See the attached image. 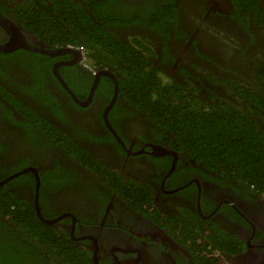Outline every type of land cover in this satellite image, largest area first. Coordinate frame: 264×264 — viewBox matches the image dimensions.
Wrapping results in <instances>:
<instances>
[{"label":"flooded vegetation","instance_id":"obj_1","mask_svg":"<svg viewBox=\"0 0 264 264\" xmlns=\"http://www.w3.org/2000/svg\"><path fill=\"white\" fill-rule=\"evenodd\" d=\"M109 1L0 0L25 45L0 52V198L87 264H264V195L195 161L155 100L131 95L156 81L157 96L247 110L228 85L257 87L264 0ZM72 3L123 47L86 50L85 66L78 46L54 44L73 33ZM49 247L0 215V264H68Z\"/></svg>","mask_w":264,"mask_h":264},{"label":"trees","instance_id":"obj_2","mask_svg":"<svg viewBox=\"0 0 264 264\" xmlns=\"http://www.w3.org/2000/svg\"><path fill=\"white\" fill-rule=\"evenodd\" d=\"M72 4L74 6L66 15L68 21L66 24L73 33L58 36L61 38H55L54 44H70L84 51L94 52L98 51V46L103 50L113 49L116 52L121 46L123 47L112 31L100 27L80 5ZM96 14L99 17L103 16L98 8ZM256 19L259 24L263 23L261 13H256ZM241 24L245 28L244 23ZM258 59L260 62L252 66L250 73L256 75L258 88L254 87L253 82V86L241 82L242 76L239 74L236 79H230L228 89L237 94V99L242 96L248 102L247 110L240 112H235L233 105L227 101L220 100L214 107L200 108L198 103L180 97L178 92L165 90L168 94L157 96L162 91V87L158 88L156 81L154 88L145 90L144 85L143 88L133 91L131 95L143 96L148 101L155 100V103L151 104L152 107L156 106L153 119L162 127L165 126L172 131L175 137L182 141L181 146L188 150L195 161L202 162L211 170L226 174L227 177L247 188H253V191L259 195H264V57ZM140 77L143 81L154 80L149 75ZM156 100H161V103H157ZM169 106L173 110L165 113V108ZM0 215L20 225L30 237L42 240L48 247L50 244L60 243L52 228L50 234L54 235L55 240L47 239V227L36 220L33 210L27 208L22 201L11 202L6 197L0 198ZM47 249L57 252L68 264H87L84 258L81 260L82 256H79L83 255L81 253L72 254V250L71 253L69 251L61 253L62 246L59 250L53 247ZM27 264H36V262L30 258Z\"/></svg>","mask_w":264,"mask_h":264},{"label":"water","instance_id":"obj_3","mask_svg":"<svg viewBox=\"0 0 264 264\" xmlns=\"http://www.w3.org/2000/svg\"><path fill=\"white\" fill-rule=\"evenodd\" d=\"M0 27L6 32L8 38V42L5 44L0 45V52H10L13 51L19 47H23L24 40L22 35L19 34V31L16 27V25L9 20L4 15L0 14ZM78 51L70 48H62L58 50H54L55 54H64V53H77ZM46 223L50 224V221H45Z\"/></svg>","mask_w":264,"mask_h":264},{"label":"clouds","instance_id":"obj_4","mask_svg":"<svg viewBox=\"0 0 264 264\" xmlns=\"http://www.w3.org/2000/svg\"><path fill=\"white\" fill-rule=\"evenodd\" d=\"M79 52H80V58H81V61H82V63L86 66V64H87V61H86V58H87V52L84 51V50H82V49H80V48H79Z\"/></svg>","mask_w":264,"mask_h":264}]
</instances>
